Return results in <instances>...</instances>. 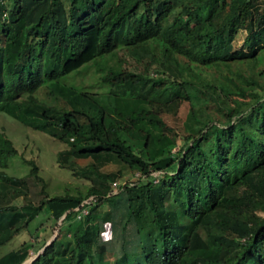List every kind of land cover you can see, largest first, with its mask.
<instances>
[{
  "label": "trees",
  "instance_id": "1",
  "mask_svg": "<svg viewBox=\"0 0 264 264\" xmlns=\"http://www.w3.org/2000/svg\"><path fill=\"white\" fill-rule=\"evenodd\" d=\"M88 1L80 19L78 0H0V112L67 143L60 161L96 177L86 194L49 195L33 157L28 176L8 173L20 147L0 128V248L29 230L16 248L38 254L28 264H63L70 239L67 264H264V0ZM117 48L136 63L101 66ZM95 63L99 88L67 81ZM149 84L160 96L142 94ZM185 107L197 133L173 124ZM117 216L121 243L103 240ZM44 217L61 222L48 244ZM222 239L236 243L227 254Z\"/></svg>",
  "mask_w": 264,
  "mask_h": 264
},
{
  "label": "rangeland",
  "instance_id": "2",
  "mask_svg": "<svg viewBox=\"0 0 264 264\" xmlns=\"http://www.w3.org/2000/svg\"><path fill=\"white\" fill-rule=\"evenodd\" d=\"M90 7L91 2H89L88 0H78V10L76 12L77 17L81 19L88 12ZM217 7L218 3L214 2L211 6H209V8H204L202 10V13L206 15L209 10H215ZM7 15L9 17L10 12H8ZM91 20V22L94 21L93 18H91ZM7 54L11 57V64L13 65L14 61L17 58L16 52L8 51ZM136 57V54H129L126 49L117 48L113 53L106 55L104 58L101 59V66L119 63V61L121 62L122 60H127L128 63L134 65V63H136L134 61V58ZM97 69L99 68L97 66V63H95V65H91L88 68L87 73L89 74H85L83 73V71L76 72L73 75H77L72 78L70 77L69 79H67V81H75L74 83L78 87H81L83 85H95L94 89H97L99 88L98 85H96L98 83H96L95 80V77L97 78ZM92 76H95L94 79ZM142 94L160 96L159 93H156L154 90H152L150 84L145 88ZM44 95V91H38V96L43 97ZM173 124L185 125L187 126V130H192L195 133H197L201 127V125L196 122V120L193 118L187 107H185L184 110L181 112L180 119L173 121ZM0 128H2L13 139H15L17 145L20 147V154L12 158L8 173L24 177L28 176V173L30 171V165L26 163L24 158L33 157L40 166V175L45 179V188L49 192V195L65 193L67 190L75 193L82 192L84 194L88 192V189L90 188L93 180L96 179V177L94 176L92 177V180H89L83 176H75L73 175L72 170H70L67 166V163L71 158L65 157L63 161H60L59 159V151L68 147L67 143L55 139L41 130H37L31 126L25 125L4 112H0ZM182 143L183 142L179 140L173 146L172 150L174 152L177 151L182 145ZM194 157L197 159V161H202V156L198 153H195ZM75 160L78 161L81 165H85L86 163L92 161L91 159ZM127 177L128 178H125V180H123L122 182L134 180V177ZM187 178L188 183L190 185L195 186L196 188L203 187L205 184V181L202 179L200 173L197 172L193 167H190L188 169ZM17 202L22 203V200L17 199ZM222 202L226 206L231 205L233 203L231 200L228 199H224ZM107 206V203H105V206L103 205V207L105 208ZM261 214L264 213L261 212ZM42 220V228L51 226L54 229V231H52V234H50V237L47 241L48 243L51 239L55 237V235H57L56 233H58L59 231L61 222L59 221L58 223H54V221L48 219L47 217H44ZM115 222L117 224L114 223V227L112 226V223L110 221H107L103 224L102 237L105 241L117 239L119 243H121L122 237L120 228L123 222L122 217L117 216ZM35 236L36 235L34 233L30 234L29 230L21 231L19 234H17L15 237H13L10 241L5 243L0 248V259L4 262V264H28L33 258H36L38 254L34 253L32 250L30 253L27 252L26 256V254H23L24 252H18L16 248H18L20 244L23 243L25 240L30 239L32 241ZM221 241L223 242L222 253L225 254L229 253L236 244L234 241H230L227 239H222ZM56 247L61 253L63 264H67L69 254L73 248L72 240H68L67 246L65 247L61 246V244L58 242ZM42 250L43 249L39 251L41 252Z\"/></svg>",
  "mask_w": 264,
  "mask_h": 264
},
{
  "label": "built area",
  "instance_id": "3",
  "mask_svg": "<svg viewBox=\"0 0 264 264\" xmlns=\"http://www.w3.org/2000/svg\"><path fill=\"white\" fill-rule=\"evenodd\" d=\"M153 173H158V172L153 171ZM140 175H141V173L139 171H137L135 173L136 177L140 176ZM124 182H122L120 180L113 181V183H112L113 191H117L118 188L121 186V184L124 183ZM91 200H94L93 196H89L88 198H86L84 203L77 207V209H78V218L79 219L82 218L83 215H85L88 212V208L85 206V204L89 203Z\"/></svg>",
  "mask_w": 264,
  "mask_h": 264
},
{
  "label": "water",
  "instance_id": "4",
  "mask_svg": "<svg viewBox=\"0 0 264 264\" xmlns=\"http://www.w3.org/2000/svg\"><path fill=\"white\" fill-rule=\"evenodd\" d=\"M56 234H57V233H56ZM55 237H56V235H55ZM55 237H54V238H55ZM54 238H53V239H54ZM53 239H51L49 242H51ZM49 242H48V243H49ZM48 243H47V244H48ZM43 249H44V248H43ZM33 259H34V258H33ZM33 259H32V260H33Z\"/></svg>",
  "mask_w": 264,
  "mask_h": 264
}]
</instances>
